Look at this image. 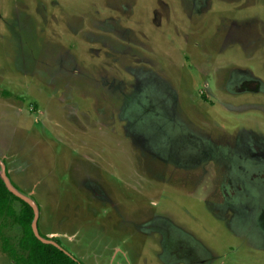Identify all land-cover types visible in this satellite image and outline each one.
I'll use <instances>...</instances> for the list:
<instances>
[{
    "label": "rangeland",
    "instance_id": "374dc122",
    "mask_svg": "<svg viewBox=\"0 0 264 264\" xmlns=\"http://www.w3.org/2000/svg\"><path fill=\"white\" fill-rule=\"evenodd\" d=\"M0 162L82 264H264V0H0Z\"/></svg>",
    "mask_w": 264,
    "mask_h": 264
},
{
    "label": "trees",
    "instance_id": "16d2710c",
    "mask_svg": "<svg viewBox=\"0 0 264 264\" xmlns=\"http://www.w3.org/2000/svg\"><path fill=\"white\" fill-rule=\"evenodd\" d=\"M13 200L19 202L18 208L13 205ZM35 215L36 206L13 193L0 174V217L3 219L10 217L21 227L17 246L8 242L6 236L2 242V249L13 259L14 264H80V260L74 255L36 236L32 226ZM36 228L42 237L55 239L40 230L37 216Z\"/></svg>",
    "mask_w": 264,
    "mask_h": 264
},
{
    "label": "water",
    "instance_id": "95a60500",
    "mask_svg": "<svg viewBox=\"0 0 264 264\" xmlns=\"http://www.w3.org/2000/svg\"><path fill=\"white\" fill-rule=\"evenodd\" d=\"M0 165H1V162H0ZM0 174H1V176L5 179V181H6L7 185H8V187H9V189H10L13 193H15L14 190H13V188H11V186H10L8 180L6 179L5 174H4V173H1V172H0ZM15 194L18 195V196H20L17 192H16ZM20 197H21V196H20ZM23 199H24V198H23ZM25 200L28 201V202H30V203L33 204L34 206H36V205H35L34 203H32L31 201H29V200H27V199H25ZM36 216H37V209H36V215L34 216V219H33V222H32L33 230H34L36 236L39 237L41 240H43V241H45V242H52V243H54V244L57 245L58 247L62 248L65 252L69 253L67 250H65V249H64L59 243H57L55 240H53V239H49V238H44V237H42V236L38 233L37 228H36ZM80 264H81V263H80Z\"/></svg>",
    "mask_w": 264,
    "mask_h": 264
}]
</instances>
